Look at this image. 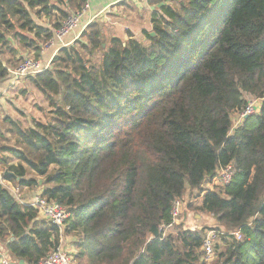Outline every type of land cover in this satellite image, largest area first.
I'll return each mask as SVG.
<instances>
[{
    "label": "trees",
    "instance_id": "16d2710c",
    "mask_svg": "<svg viewBox=\"0 0 264 264\" xmlns=\"http://www.w3.org/2000/svg\"><path fill=\"white\" fill-rule=\"evenodd\" d=\"M86 2L0 0V80L9 76L4 55L16 54L8 35L38 56V42ZM52 17L50 29L36 22ZM151 29L142 45L91 23L30 78L50 112L27 129L9 122L14 144H0V165L13 176L2 179L38 187L69 218L60 232L0 184L10 260L37 264L73 235L85 264H264V0H181L153 13ZM249 98L259 112L234 127ZM228 164L230 184L199 206L227 235L199 263L202 232L162 228L187 188L201 192Z\"/></svg>",
    "mask_w": 264,
    "mask_h": 264
},
{
    "label": "crops",
    "instance_id": "0c3cea01",
    "mask_svg": "<svg viewBox=\"0 0 264 264\" xmlns=\"http://www.w3.org/2000/svg\"><path fill=\"white\" fill-rule=\"evenodd\" d=\"M174 1L177 0H148L147 2L142 0H90L89 8L84 13L80 21L79 28L65 39L54 42L52 46H49V43L43 46L39 51L37 60L44 66L49 67L52 59L56 56L60 49L71 46L84 29L89 24L96 21L106 23L108 25H123L129 28L134 26L137 30L140 29L141 32L144 31L151 35V33H153L151 29V17L153 13H159V9L162 6H172ZM179 2H181V0ZM44 21H46V23L42 24L41 22L38 23L36 20L37 24L50 29L51 26L49 25L48 20ZM129 30L128 33L132 35L133 30ZM12 44L13 48L17 50V57L15 58L16 61L19 59L23 60L25 58H32L31 55H34V51L32 49H26L19 43L12 42ZM10 57L11 56L8 54L4 55L5 59L8 58L11 61L12 57ZM2 63L3 66L7 68V71L12 70L17 65L15 63V66L12 65L14 66L12 67L9 63L6 64L5 60L2 61ZM34 98L40 100L43 99L42 94L33 86L29 77L22 78L14 84L10 80V76L0 80V132L3 134L5 139V141L0 142L1 144L5 146H12L14 144V137L11 136L9 122L19 125L22 129H27L32 127L34 122L42 120V118L39 117V113L43 109L44 103L42 102L41 105H37ZM43 101L46 103L47 100L43 99ZM232 117L236 118V124L234 125V127H236L239 121V115L234 114ZM13 164H16V162H13ZM6 183L8 186L0 184L15 198V200H21L23 205H27L40 190L38 187L30 189L23 188L20 189V192V190H16L8 182ZM0 244V247L3 250V253L0 254V260L5 258L3 256L4 254H6L9 258V253L4 247V244L1 242ZM8 261L10 264L18 263L17 261L14 262L10 260V258Z\"/></svg>",
    "mask_w": 264,
    "mask_h": 264
},
{
    "label": "built area",
    "instance_id": "2783aa9c",
    "mask_svg": "<svg viewBox=\"0 0 264 264\" xmlns=\"http://www.w3.org/2000/svg\"><path fill=\"white\" fill-rule=\"evenodd\" d=\"M89 1L84 4L80 11H77L66 18L61 24V26L54 31L53 38L48 42L49 46H52L54 42L61 41L66 37L73 34L80 25V21L84 15V13L89 8ZM122 1H130V0H122ZM147 2L148 0H142ZM48 66H44L40 61L25 58L18 65H16L12 70H8V74L10 76V80L12 83H16L22 78H31L40 74L44 70L48 69ZM260 109V100L249 98L247 99L246 107L244 111L239 115L238 125L242 122V120L251 115H256ZM236 126V127H237ZM235 174V168L232 164H228L226 166L219 167L215 173V175L209 179H206L203 184V194L207 191H218L225 188L230 184L233 176ZM212 187V188H210ZM215 187H219L215 189ZM20 204H23L21 200L16 199ZM30 207L34 208L38 212V216L41 220L46 221L47 223L58 227L60 232H62L68 218L69 212L67 209L58 204L55 201L47 200L41 195V192L37 193L28 204ZM183 210V203L181 200H175L172 204L170 210V223L166 226L167 228H171L176 220L179 218ZM227 234L210 230L206 233L202 240L201 252L203 261L205 263H209L214 258V247L218 243L220 237L226 236ZM228 235H232L235 240L240 241L242 239V235L240 232H232ZM0 254H2L0 250ZM3 258V257H2ZM0 264H10L8 260L5 258L0 260ZM37 264H78L74 261V257L71 254L67 253L60 245L47 257L40 260Z\"/></svg>",
    "mask_w": 264,
    "mask_h": 264
},
{
    "label": "rangeland",
    "instance_id": "374dc122",
    "mask_svg": "<svg viewBox=\"0 0 264 264\" xmlns=\"http://www.w3.org/2000/svg\"><path fill=\"white\" fill-rule=\"evenodd\" d=\"M180 0L174 1V5L172 4V6H175L176 4L179 3ZM156 3V2H155ZM53 19L55 20V17H52V19L48 20L46 18H40L37 19L38 23H42L45 24L46 21L44 20H48L49 25L52 24ZM103 33V35L105 37H110V36H119L121 39L125 40L127 39V32L128 30H133V34L132 36L134 37V39L138 40L142 45H148L147 40L145 39V37L143 36V32L140 31V29H136L134 26H131V28L123 26V25H108L106 23H101L96 21ZM129 30V31H130ZM27 38H32V35L30 34H25L23 33ZM81 35V34H80ZM80 35L78 36V38H76L75 42L80 40ZM8 39L11 40V43H17L16 41H13L10 36L8 35ZM136 40V41H137ZM75 42L72 44L74 45ZM40 46V50L43 46H45L46 44H41L39 43ZM39 54V53H38ZM12 57V58H11ZM11 61L7 58L5 60V63L7 61L6 64L9 63V65H15V63L17 64L19 62V60H15V58L17 57V50H16V54L15 57L11 56ZM32 58H34L35 60H37L36 54L34 53V55H31ZM51 65V63H50ZM51 68V66H50ZM42 98L45 99V97L42 95ZM43 99H37L34 98V101L36 102L37 105H41L42 102L44 103L43 105V109L40 111L39 113V117L42 119H45V117L49 114V110L50 107L48 106V102L46 101V103L43 101ZM46 106V107H45ZM45 107V108H44ZM232 123L233 126L236 124V118L232 117ZM3 140L0 139V142H2ZM1 144V143H0ZM1 156H3L2 154H0ZM4 166L0 165V183L4 186H8L6 182L3 181L2 179V175L4 174L5 171L4 170ZM10 186V185H9ZM212 188V187H210ZM219 187H215V189H218ZM21 192V190H20ZM203 189L202 191H192L190 189H186L185 194L183 195V198L181 199L182 203H183V210L181 215L179 216V218L176 220V222L173 224V226L171 228H167L166 226H164L162 228V232L164 235H168V234H172L173 236H176L177 234V228H180V230H190V231H197V232H202V235L205 236L206 233L210 230H215V231H220L223 232L224 234L226 233V230L223 229L220 225L217 224L215 218L207 213L202 212L199 209L200 203H201V198L203 196ZM20 204V203H19ZM197 216V217H196ZM218 229V230H216ZM204 238V237H203ZM61 247L63 248L64 251H66L67 253L71 254V256L74 257V261L78 264H85L84 262L77 260L76 255H77V249L76 247V237L73 235H63L61 236ZM1 245V244H0ZM3 245V244H2ZM218 247H221L224 245L223 240H219V242L216 244ZM215 245V246H216ZM215 250V249H214ZM215 254V252H214ZM203 257L199 260V263H203Z\"/></svg>",
    "mask_w": 264,
    "mask_h": 264
},
{
    "label": "water",
    "instance_id": "95a60500",
    "mask_svg": "<svg viewBox=\"0 0 264 264\" xmlns=\"http://www.w3.org/2000/svg\"><path fill=\"white\" fill-rule=\"evenodd\" d=\"M154 35V33H151V36H153ZM248 117V116H247ZM247 117H245V118H247ZM4 176H13V174L12 173H9L8 171H5L4 172V174H3ZM197 217V216H196ZM13 240V239H12ZM0 250H1V252L3 253V250H2V248L0 247ZM5 258H6V260H9V258L6 256V254H4L3 255ZM17 264H24V262L22 261V260H20Z\"/></svg>",
    "mask_w": 264,
    "mask_h": 264
}]
</instances>
